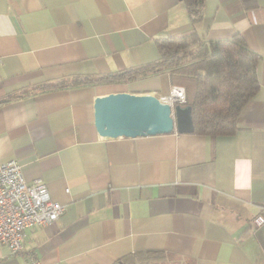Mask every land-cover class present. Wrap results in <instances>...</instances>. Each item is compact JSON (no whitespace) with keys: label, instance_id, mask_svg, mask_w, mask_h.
Masks as SVG:
<instances>
[{"label":"crops","instance_id":"crops-1","mask_svg":"<svg viewBox=\"0 0 264 264\" xmlns=\"http://www.w3.org/2000/svg\"><path fill=\"white\" fill-rule=\"evenodd\" d=\"M194 31L241 35L261 55L237 131L99 139V96L163 98L174 84L168 70L96 80L158 61V38ZM12 159L65 211L29 228L20 252L1 246L0 264H137L139 252L151 264H264L253 222L264 208V0H205L197 23L182 0H0V161Z\"/></svg>","mask_w":264,"mask_h":264},{"label":"trees","instance_id":"trees-1","mask_svg":"<svg viewBox=\"0 0 264 264\" xmlns=\"http://www.w3.org/2000/svg\"><path fill=\"white\" fill-rule=\"evenodd\" d=\"M182 1L192 23L203 20L205 0ZM157 44L158 61L96 81H128L168 70L173 84L186 89L185 104L192 107L195 125L192 133L212 138L234 134L242 110L260 89L257 67L261 55L251 50L241 35L212 41L194 31L189 35L160 37ZM149 253L136 254L137 264H151Z\"/></svg>","mask_w":264,"mask_h":264},{"label":"built area","instance_id":"built-area-1","mask_svg":"<svg viewBox=\"0 0 264 264\" xmlns=\"http://www.w3.org/2000/svg\"><path fill=\"white\" fill-rule=\"evenodd\" d=\"M186 89L174 85L162 99L173 107L186 103ZM65 211V205L55 200L46 182L26 180L16 159L0 161V247L12 253L23 250L27 230L36 225H51ZM257 227L264 225V208L253 219ZM33 264H41L33 258Z\"/></svg>","mask_w":264,"mask_h":264},{"label":"water","instance_id":"water-1","mask_svg":"<svg viewBox=\"0 0 264 264\" xmlns=\"http://www.w3.org/2000/svg\"><path fill=\"white\" fill-rule=\"evenodd\" d=\"M93 127L99 139L156 134L192 133L195 130L192 107H174L154 94L117 92L95 100Z\"/></svg>","mask_w":264,"mask_h":264}]
</instances>
